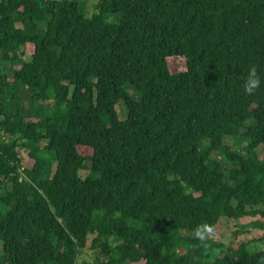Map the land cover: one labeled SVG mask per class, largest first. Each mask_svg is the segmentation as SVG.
I'll list each match as a JSON object with an SVG mask.
<instances>
[{
  "label": "trees",
  "instance_id": "16d2710c",
  "mask_svg": "<svg viewBox=\"0 0 264 264\" xmlns=\"http://www.w3.org/2000/svg\"><path fill=\"white\" fill-rule=\"evenodd\" d=\"M260 147L264 0H0V264H264Z\"/></svg>",
  "mask_w": 264,
  "mask_h": 264
},
{
  "label": "rangeland",
  "instance_id": "374dc122",
  "mask_svg": "<svg viewBox=\"0 0 264 264\" xmlns=\"http://www.w3.org/2000/svg\"><path fill=\"white\" fill-rule=\"evenodd\" d=\"M76 2L81 5L83 14L86 17H91L95 13L96 7L99 4L100 0H76ZM108 21L110 23H118V19L115 16L109 17ZM23 59L25 61H30V58L27 56ZM170 66L177 72L182 71L185 68L183 60L180 59L170 61ZM128 92L138 101L140 95L136 94L131 88L128 90ZM117 111L119 113L120 121H126L128 118V112L123 102H120L118 104ZM225 143L227 146H230L233 149H237L241 154H246V142L244 139L227 138L225 140ZM258 154L261 159L264 157L263 147H260L258 149ZM22 157L27 160V162H29L28 153L26 151H22ZM89 174V170L81 171L80 173L81 177L84 179L87 178ZM256 222L258 223V218H245L239 222L225 221L224 224H221L219 226V230L217 232V235L215 236V240L220 244H223L224 248L216 249L212 252V255L214 257L229 255L232 253V246H235L240 241L249 242L248 249L252 253L264 252V229L262 230L261 228L257 227ZM1 253L2 247L0 245V255ZM96 254L97 253L94 251L87 250L83 259L87 261H94L96 258Z\"/></svg>",
  "mask_w": 264,
  "mask_h": 264
},
{
  "label": "clouds",
  "instance_id": "9594fccd",
  "mask_svg": "<svg viewBox=\"0 0 264 264\" xmlns=\"http://www.w3.org/2000/svg\"><path fill=\"white\" fill-rule=\"evenodd\" d=\"M255 77L256 73L254 70H252L249 73V81L245 85L246 91L251 92L258 85V80ZM212 231L213 229L211 226L203 225L197 228L196 235L199 239L203 240L206 238V234L211 233Z\"/></svg>",
  "mask_w": 264,
  "mask_h": 264
}]
</instances>
